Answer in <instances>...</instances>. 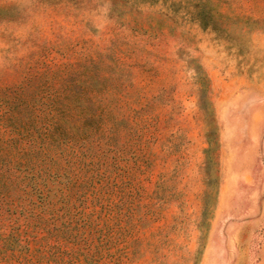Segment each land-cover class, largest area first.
I'll list each match as a JSON object with an SVG mask.
<instances>
[{"label":"rangeland","instance_id":"374dc122","mask_svg":"<svg viewBox=\"0 0 264 264\" xmlns=\"http://www.w3.org/2000/svg\"><path fill=\"white\" fill-rule=\"evenodd\" d=\"M0 264H264V0H0Z\"/></svg>","mask_w":264,"mask_h":264}]
</instances>
